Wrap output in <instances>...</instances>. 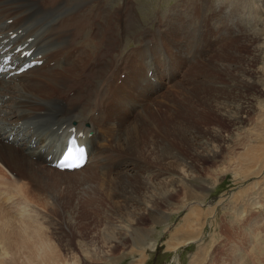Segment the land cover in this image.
<instances>
[{"label":"rangeland","instance_id":"obj_1","mask_svg":"<svg viewBox=\"0 0 264 264\" xmlns=\"http://www.w3.org/2000/svg\"><path fill=\"white\" fill-rule=\"evenodd\" d=\"M97 1H87L89 15L99 14V7L93 6ZM111 1V6L105 8L108 20L105 19L110 20L113 30L120 16L121 24L131 23L127 27L128 32H124L125 35L116 30V33L119 32V46L123 43L129 48L144 46V37L150 39L151 36L164 32L161 19L156 18L152 25L149 21L150 29H144L139 37L136 27L146 26L149 18L160 14L159 11H168V8L182 0H117L119 11H115L116 5ZM248 1L249 29L244 34L242 31L237 34L236 22L233 46L219 44L224 37L220 35L224 33L213 29L212 21L204 25L203 30L216 33L215 37L210 34L215 47L211 51L203 49L205 63L185 77L181 73L178 79L179 82L191 81L197 77L199 82L195 89H192L191 84L185 87L192 89L198 101L178 96L179 92L175 90L176 80L168 89L171 96H176L174 100H170V106L169 102L161 100L163 106L154 114L153 119L150 116L143 119L138 117L136 158L124 161L122 152L117 147L112 148V144L107 143L108 139L103 142L102 166L95 169L104 173L105 179L119 180L118 173L127 171L126 173L132 175L136 168L139 178L147 180L155 187L158 182L174 181L177 174L155 163L154 146L149 133L160 130L165 138L157 132L160 137L154 135L153 141L162 138L175 147L182 141L184 153L191 158L189 162L193 165L192 176L185 181V192L179 191L180 188L174 185L168 198L169 204L151 206L150 202H143L145 199L140 197L139 201L136 198L138 186L133 179L134 186L131 188L136 189L133 194L135 198L116 182L104 183L103 188L96 192L99 206L86 208L84 216L76 215L71 226L70 219L74 208L80 205L81 209L84 202L78 201V188L63 186L56 192L38 178H35L38 180L35 183L28 176L18 177L25 180L21 185L30 188L29 198L34 197L31 193H38L39 215H34L35 222L43 227V236H47L55 250L69 264H264V0ZM53 2L0 0V15L8 18L31 9L34 17H41L43 23L53 18L56 22L51 25L46 36L52 35V39H55L50 42L53 45L51 47L65 45L69 37L59 31V20L53 15L54 10L62 7L65 2ZM188 2H181L186 6L180 9L188 8ZM139 5H147L144 14L140 9L136 10L135 7ZM6 8L11 10L10 15L5 12ZM41 11L47 13L43 14ZM206 15L211 16L209 13ZM112 16L114 19H109ZM132 18L134 19L131 22ZM28 20V15H21L16 23H25ZM104 25L101 23L100 27ZM195 28L194 24V28L189 29L185 35L192 34V37L196 33ZM107 29L104 28L103 33ZM196 35L197 38L198 34ZM184 52L183 55L188 57L189 50ZM208 57H214V68L210 67ZM200 61L202 60L195 63ZM60 64L63 66L64 62ZM226 65L231 76L224 73ZM36 76L46 75L41 72ZM123 77L122 73L121 78ZM211 88H215L216 92H211ZM148 98L151 99V107L155 100ZM138 112L140 117L145 116L141 109L136 113ZM88 123L85 125L90 124ZM158 123L159 129L156 128ZM227 134L230 136L227 137ZM211 149L218 151L214 157L208 155ZM5 154L4 149L0 148V155L6 158ZM3 165L12 168L6 161ZM130 168L132 172L129 171ZM13 170L12 168L11 171ZM91 171H94L93 167ZM15 174L24 175L18 169ZM85 175L86 173L80 178ZM10 197L13 201L17 200L16 194H10ZM148 199L149 197L146 201ZM116 206L120 211H117ZM187 219L189 221L185 222ZM192 239L194 242L180 245L181 242Z\"/></svg>","mask_w":264,"mask_h":264},{"label":"bare ground","instance_id":"obj_2","mask_svg":"<svg viewBox=\"0 0 264 264\" xmlns=\"http://www.w3.org/2000/svg\"><path fill=\"white\" fill-rule=\"evenodd\" d=\"M43 1L52 4V1L57 0ZM63 1L65 4L55 9L53 15L59 20V31L69 37L65 45L51 47L53 45L50 42L55 39H52V35L46 36L51 25L56 22L53 18L43 23L41 17H34L31 9L8 18L6 15H0L1 55L25 45L24 50L32 49L31 58L42 60L39 66H33L19 74H0V148L6 153V158L0 155V264H69L55 250L47 236H43V227L35 222V216L39 215L38 193H31L34 197L29 198L30 188L21 185L25 180L21 179V182L18 177L28 176L27 178L35 183L38 182L35 178H38L41 183H47V186L56 192L63 186L78 188V201L81 203L82 200L85 204L83 202L81 209L80 205L74 208L70 219L71 226L76 215L84 216L86 208L99 206L97 193L104 183L116 182L134 197L136 189L131 188L134 186L133 179L138 186L136 198L139 201L141 198L145 199L143 202H150L151 206L169 204L168 198L174 185L180 188L179 191L185 192V181L192 176L193 165L189 162L191 158L184 153L182 141L177 143L176 147L162 138L153 141L154 135L157 138L165 136L160 130L150 134L147 126L154 146L155 163L177 174L174 181L158 182L155 187L147 180L140 179L136 168L133 170V176L125 171L118 173L119 180L105 179L104 173L95 169L102 166L103 142L108 139L107 143H111L112 148L117 147L122 152L124 161L136 158L138 119L147 116L153 119L154 114L163 106L161 100L169 102L170 106V100L176 97L168 92L172 83L177 80L175 90H178V96L197 100V96L191 91L198 86L197 77L191 81L179 82L178 79L181 73L182 77H185L205 63L206 60L203 61L202 57L203 49L209 51L215 47L211 41V32L203 30L204 25L212 21L213 29L224 33L220 35L224 36L220 39L221 43L218 42L222 46H233L236 22L237 34L241 31L244 34L249 29L248 0H182L181 2L186 4L189 1L188 8L181 10L186 4L184 6L181 2L177 3L168 8V11H159L160 14L149 18L146 26L136 27L139 37L144 29H150L149 21L152 25L153 19L156 18L161 19L165 27L164 32L153 35L150 39L140 37L144 39V46L128 48L123 43L119 46V32L116 33V30L125 35L124 32H128L131 23L121 24L120 16L113 30L105 13V8L111 6V0H98L93 6H98L101 13L90 15L87 13L90 10V7H87L88 0ZM113 3L116 5L115 11H119V1L113 0ZM146 7L147 5H139L135 8L144 14ZM176 7L179 9L176 10ZM5 12L7 15L11 14L9 8H6ZM41 13L45 14L47 11ZM206 13L211 16L208 17ZM21 15H28L29 20L17 24L16 21ZM112 18L114 19L113 16L109 19ZM133 19H130L131 22ZM101 23L105 29L108 28L105 33L104 28L100 27ZM194 24L196 33H193V38L190 37L192 34L185 35L189 29L194 28ZM262 29L264 30V26ZM205 31L206 33H203ZM156 32L158 33V30ZM215 34L213 32L211 35L215 37ZM122 35L120 34L121 37ZM188 50L186 57L183 52ZM18 53H14L12 57L18 59ZM208 59L210 67L214 68V57ZM199 60L202 61L195 63ZM93 61L95 62L92 63ZM62 62L63 66L60 64ZM223 70L227 76H231L228 65L224 66ZM41 72L46 76H36ZM190 84L193 86L188 90L185 85ZM211 92H216L215 88H211ZM148 97L155 100L151 107V99ZM140 109L145 116L140 117L139 112L136 113ZM212 112L216 113V110ZM86 122H89L90 126L85 125ZM70 126H74V131H81L83 134L82 138L87 143L86 161L78 169L58 170L49 165L46 156L59 152L58 147L63 144ZM156 126L160 128L159 123ZM229 136L227 134V137ZM216 153L218 151L211 149L208 155L214 157ZM3 160L24 175L15 174L14 170L11 171L12 168H6ZM92 167L94 171H91ZM129 171L132 172V169ZM84 173L86 175L80 178ZM10 194H16L17 200L13 201ZM118 207L117 211H120ZM188 221L189 219L185 222ZM32 240L35 242H31ZM184 242L180 245L194 241L192 239Z\"/></svg>","mask_w":264,"mask_h":264},{"label":"snow or ice","instance_id":"obj_3","mask_svg":"<svg viewBox=\"0 0 264 264\" xmlns=\"http://www.w3.org/2000/svg\"><path fill=\"white\" fill-rule=\"evenodd\" d=\"M75 143V141L73 140L70 144H69V146H68V148H67V152L65 153V155H64V163H61L60 165H59V167H61V168H75V167H79L80 165H79V162H76V163H67V161H69V160H72V159H77V161L79 160V159H82V157H75V152L76 151H82V150H75L73 147H72V145Z\"/></svg>","mask_w":264,"mask_h":264}]
</instances>
